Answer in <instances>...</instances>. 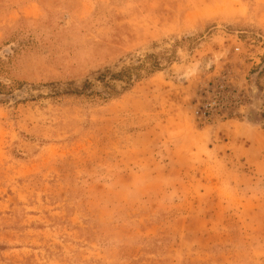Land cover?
<instances>
[{
  "label": "rangeland",
  "instance_id": "374dc122",
  "mask_svg": "<svg viewBox=\"0 0 264 264\" xmlns=\"http://www.w3.org/2000/svg\"><path fill=\"white\" fill-rule=\"evenodd\" d=\"M0 264H264V0H0Z\"/></svg>",
  "mask_w": 264,
  "mask_h": 264
}]
</instances>
